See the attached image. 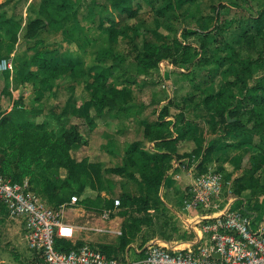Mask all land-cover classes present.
<instances>
[{
  "label": "rangeland",
  "instance_id": "obj_1",
  "mask_svg": "<svg viewBox=\"0 0 264 264\" xmlns=\"http://www.w3.org/2000/svg\"><path fill=\"white\" fill-rule=\"evenodd\" d=\"M76 1L77 3L90 2V0ZM262 1L248 2V0H244L243 3L237 5L229 0H197L194 4L188 3L186 0H131L129 4L130 8L136 12L135 17H126V14H117L118 12H113L114 14H110L108 11L99 13V6L91 8L79 6L76 10L75 20L68 18L65 23L50 24L33 38L24 40L21 30L29 20L39 17L38 11L41 0H0V3L5 2L0 7V13H4L6 18L11 17V19L21 23V29L17 32L15 41H11L10 35L0 29V59H5L10 66V69L0 73V115H11L17 122H43L46 124L47 120H51L46 124V128L51 132L55 131V135H60L61 131L56 130L54 128L55 123H53H59V120L54 117L59 114L65 117L67 114L71 125L76 129L78 127L82 134V141L80 142L82 144L73 147L76 152L79 147L82 149L77 153L73 149L71 150V155L74 158L77 157L76 159L82 157L81 154L75 155L81 153L85 145L89 143V138L87 140L84 136L87 132L94 133L96 131V136L92 134L91 138L92 145L95 143V149L98 148L97 143L100 139L97 133H105V137H102L103 144L106 143V140H110L109 135H114L112 130L115 124L117 126L118 121L113 123V121L111 122L112 119H109L110 123L107 128L102 122H99L101 125L97 128H95L96 125L88 127V120L85 118L94 115V109L91 106L94 101H91V96L85 89V85L95 78V74L88 73L87 68L97 63L99 57L95 56L97 49H107L106 47L109 45L107 29L110 26L108 19H114L118 29L117 39L107 53L115 59H118L117 56H122L125 61L123 66L112 65V60L107 58L102 64L111 69L113 78L110 77V80L121 83L118 87L123 89L128 87V90L133 93L137 102H135L136 110L138 112L143 110L137 117L150 113L149 119L153 121L156 119V114L169 107L168 105H172L170 108L175 109L173 114L168 115L166 123L169 129L175 128V131L171 130V133L177 137L178 134L185 133L183 132L185 129L183 124L186 121L185 113L188 111L194 113L189 118L193 127L199 130L198 123L203 124V134L196 133L200 134L198 137L201 138L199 144L201 150L210 146L213 141L218 139L219 135L224 133L220 124L213 126L218 117L215 111H207L209 106L218 110H225L226 117L229 111H234L233 118L237 119L238 123L244 124L250 132H253L247 143H243L239 147L224 148L225 153L219 152L212 156L210 167L213 170L220 168L222 171L219 172L222 175L225 174L221 197L224 202L226 200L232 201V206L239 207V209L244 207L245 214L255 224L257 218H260L264 213V131L254 134V132L264 129V126H257V123L264 121V89L256 90L253 87L259 82L263 74L264 45L256 48L251 45L246 48L242 47L241 44L247 34L254 33L250 29V24L253 25L252 19L264 10V4L259 3ZM159 11L162 13L159 14ZM155 15L159 16L158 26L153 24ZM163 24L167 25L168 28ZM125 26L129 27L125 29ZM136 26L139 30L136 39H133L131 28ZM151 29L156 33H153ZM243 29L247 32H242ZM204 35H206L208 43L205 50L199 55V37ZM149 38L157 45L167 43L173 56L160 62L159 68L152 71L148 78L143 76L133 78L134 76L127 74L126 67L134 56L135 49H140L143 40ZM93 39L96 42H93ZM85 41H88V46H86ZM95 43H97L96 46ZM185 44L191 46L190 53L194 66L178 64L173 61L184 53ZM34 45H36V51L53 53L57 65L62 64L65 60H70L74 70V77L69 76L68 73L63 74L58 80L51 81L44 86L45 93L39 100H37V92L35 93L32 88L37 80L23 81L21 74L22 68H27L34 74L40 68L41 60L37 59L34 64L30 63L35 51L29 49H33ZM194 50H197L198 53L193 55ZM229 51H235L241 58L250 57L259 62L262 61V64L254 67L250 74L244 75L243 82L231 85L229 81H233L234 77L227 75L223 78V71L230 66L229 62L221 63L218 60L215 62L216 59L225 57ZM194 72L198 73L196 77L193 76ZM129 81L132 82L129 83ZM222 83L228 84L224 93L217 99L214 93L220 90ZM37 84L35 88L41 90V83L38 82ZM246 95H256V98L253 102H247L245 101ZM206 97L209 99L207 103L204 102ZM67 106H69L68 110H66ZM38 110L40 112L36 114L35 112ZM49 117L50 119H48ZM178 118L182 119L181 122L171 121ZM129 120L130 124H133L131 119ZM72 126L71 128L74 129ZM206 126L208 133L211 132V136L205 135ZM236 128L240 130V126H237L228 133L226 132L227 135L238 139ZM243 135H246V139L249 138V133ZM118 137L123 138V135L118 136L117 134L113 136L111 141L119 139ZM240 138H244V136H240ZM194 141L199 143L197 139ZM182 144H184L183 138L178 145ZM222 145H219L221 149H223ZM7 147H10L9 142L0 141V158L3 157ZM101 158L104 159H96L91 156L90 160L92 164L98 165L99 171L105 175L104 170L110 168L111 164L105 156H101ZM200 162L201 157H197L195 164L192 165L193 176L199 172L197 168H199ZM217 162L222 165H216ZM225 162H227V166ZM60 174L64 177L65 171L62 170ZM105 177L108 179L102 178L96 184L97 190L87 189L82 197L78 198L77 204L74 206L79 208L80 199L88 197L89 206L97 208L96 211L101 210L103 206H101L97 195L100 192L113 191L110 181L111 175ZM112 179L117 189L119 181H116L115 177ZM176 188L177 190H172L171 193V189H165L164 194L159 192L157 198L164 195V197L172 196L182 200L186 191L184 190L185 186ZM119 197L120 195H115L114 191V197L111 201L119 200ZM154 201L151 202L150 208L154 207L155 210H158L160 207ZM104 207L108 208L107 205ZM118 207L120 208V205ZM24 243L22 223L8 219L0 211V264H27L32 252ZM10 248L19 255L18 260L14 259V255L9 251ZM117 257L123 258L124 256Z\"/></svg>",
  "mask_w": 264,
  "mask_h": 264
},
{
  "label": "trees",
  "instance_id": "obj_2",
  "mask_svg": "<svg viewBox=\"0 0 264 264\" xmlns=\"http://www.w3.org/2000/svg\"><path fill=\"white\" fill-rule=\"evenodd\" d=\"M87 1V0H86ZM188 3L194 4L197 0H186ZM237 5L243 3L244 0H229ZM254 0H248L252 2ZM264 1V0H263ZM259 2L264 4V2ZM131 0H90L86 3H77L76 0H41L39 6V17L33 20H29L22 28V39H30L39 33V31L46 29L50 24L53 23H65L67 19H76V10L79 6H84L91 8L94 6H99V13L108 11L110 14L113 12H118L117 14H126V17H135L136 12L130 8ZM5 2L0 3L2 7ZM264 6V5H263ZM162 12L159 11V14ZM159 16L155 15L153 24H159ZM110 21V26L108 27V46L106 50L101 48L97 49L96 57L97 63L90 65L87 68L88 73L95 74V78L92 81H88L85 85V89L89 92L91 96V101H94L91 105L94 109V115L85 118L88 120V127H92L96 119H103L106 115L111 113L131 115L135 104V98L133 93L122 87H118V82L110 80L113 78V73L111 69L103 65L102 62L106 61L107 58L112 60L113 64H118L123 66L125 59L120 56L115 59L111 57L107 52L111 49V45L116 42L117 39V27L116 21L114 19H108ZM4 23V24H3ZM253 25L250 24V29L254 32L253 34H247L241 46L246 47L253 45V48L257 46L264 45V10H262L257 17L252 19ZM19 21H15L10 18H6L4 13H0V29L10 35V40H16V34L21 29ZM166 28L167 25L163 24ZM129 26H125V29ZM133 30V39H136L138 34V27L131 28ZM152 30V29H151ZM149 31V30H148ZM245 30L243 29L242 32ZM153 33H156L152 30ZM245 31L244 33H246ZM78 35V34H76ZM79 38V37H78ZM77 39V38H76ZM261 39V40H259ZM79 41V39H77ZM152 40V39H151ZM149 39H144L140 49L136 50L131 61L128 62L129 65L126 67V72L133 78L141 77L148 78L152 71H156L159 67V63L173 56L171 49L167 43H161L159 45L155 44ZM96 42L95 39L92 40ZM199 53L194 50V54L201 55L205 50L208 39L206 35L199 37ZM86 46L89 45L88 41ZM97 43H95V46ZM36 45L33 46L35 51L34 55L30 59V63L34 64L36 60H41L40 68L37 73H32L27 70V68H22L21 74L23 75V81H28V79L37 80L36 84L32 86L34 92L37 94V100L43 97L44 86L48 85L51 81H56L63 74H69V76L74 77L73 63L70 60H65L62 64L57 65L55 62V55L50 51H36ZM136 48V47H134ZM184 53L180 55L177 59H174L175 63L184 65H193L194 61L190 53L191 46L184 45ZM175 55V53H174ZM2 59V58H1ZM223 63L228 61L230 66L223 71V78L227 75L234 77L233 81H229V84L235 85L243 82V76L250 74L252 69L260 64L262 61L251 59L250 57L241 58L235 51H229L225 57L218 58L215 62ZM200 62V61H196ZM262 64V63H261ZM198 73L194 72L193 76L196 77ZM76 76V75H75ZM117 80V77H115ZM40 82V89L35 88L37 83ZM132 81H129L131 83ZM228 84V83H227ZM222 83L220 85V90L217 91L216 97H219L224 93L226 85ZM259 90L264 89V69L263 74L254 85L253 89ZM39 90V91H36ZM215 96V95H214ZM256 95L248 96L246 95L245 101L253 102ZM208 97L205 98L204 102L207 103ZM207 106V105H206ZM87 108V106H86ZM69 106L66 107V110ZM207 111H215L218 120L213 126L220 124L224 131L223 135H219L218 139L212 142V144L201 150V147L195 149L192 154L187 155L186 158L189 162L192 160V156L195 158L201 157V162L199 165L198 174L204 173L211 166L212 154L220 144H223V148L227 147H239L243 143H247L251 139L253 132H250L244 124L238 123L237 119H234V111H229L228 116L225 115V110H218L215 107H207ZM22 110V109H20ZM39 110L35 113L38 114ZM211 113V112H210ZM75 114L77 112L75 111ZM67 115V114H66ZM62 117V114L54 117L59 120V123H55L54 128L61 131L60 135H55V131H50L46 128L45 123H32L27 121L17 122L11 115H0V141L9 142L10 147L4 150L3 157L0 158V175L11 179L13 183H23L24 180L27 181L30 191L34 192L40 196L45 202L53 207H57L63 203L70 201L72 196L77 198L82 197L87 189L97 190L96 184L101 181L102 178H106L108 175L121 174L125 172L124 168H107L104 173H101L98 169V165L88 162L87 159L81 161L75 160L71 155V149L82 141V134L80 130L73 127L69 122V117ZM45 117L47 115H44ZM168 117L167 107L162 109L158 114L154 122L148 123L147 121L143 123L145 136L152 141H157L155 146H160L161 144L167 150L174 151L177 144L183 138L182 135H178L177 139H171L172 133L169 129L166 121L164 120ZM50 119V117L48 118ZM68 120V121H67ZM213 124V122H211ZM71 126L74 128L72 129ZM240 126V130L237 129V135L239 138L234 139L227 135L228 131L233 130L235 127ZM257 126H264V121L257 123ZM229 128V129H228ZM72 129V130H70ZM263 130L254 132V134L262 133ZM227 132V133H226ZM244 133H249V138L246 139ZM182 136V137H181ZM244 136V138H240ZM247 140V141H246ZM84 143V142H83ZM160 144V145H159ZM141 145V143H140ZM139 144L133 143L129 148L131 156L128 160L131 166H135L136 169L141 170V178L146 186L145 194L139 197L132 196L127 193H123L119 197L121 214L125 216V223L123 225V235L122 244L128 243L132 239H127V236L131 238L135 235L140 227L143 226L146 219L147 211L150 209L151 202H153L159 193V187L162 181L160 175L156 173L147 172L145 174V168L147 169L148 162L142 157L145 154L142 150H139ZM133 152V153H132ZM138 152V153H136ZM61 170L65 171L64 177L61 176ZM197 170V171H198ZM217 171H222L220 168ZM225 177V174L223 175ZM108 179V178H106ZM111 181V180H110ZM102 183V182H101ZM112 183V182H111ZM185 193L183 195V199ZM84 197L79 201V204L87 205L89 199ZM100 202V194L97 195ZM183 199L181 201H183ZM158 198L154 201L157 204ZM106 204H112V201H106ZM239 209V207H234ZM0 211L7 214L6 208L0 204ZM245 212V208H242ZM56 248L60 251H70L72 248L80 245L81 242L71 244L70 242L61 241L56 239ZM100 249V248H99ZM108 258H118L116 255H110L106 250L100 249ZM10 253L14 255V259L18 260L19 256L15 251L10 248ZM142 256V253L139 257ZM137 257V258H139ZM136 258V259H137Z\"/></svg>",
  "mask_w": 264,
  "mask_h": 264
},
{
  "label": "crops",
  "instance_id": "obj_3",
  "mask_svg": "<svg viewBox=\"0 0 264 264\" xmlns=\"http://www.w3.org/2000/svg\"><path fill=\"white\" fill-rule=\"evenodd\" d=\"M136 103L134 104L133 110L131 112V114H133L132 118H130L131 115L128 116L113 112L110 115H106L103 119H96L94 122V125H96L95 128L101 125L99 122H102L103 125H105V128H107L110 123L109 119H112L111 122L113 121V123L118 121L117 126L115 124V127H113L112 130L114 135H109L110 140H106V143L103 144L102 137H105V133H97V136H99L100 139L99 143H97L98 148L95 149V143L92 145L93 141L91 138L92 134H94L93 136H96V131L94 133L87 132V134L84 136L87 140L89 138V143H87L85 147L83 146L84 150H82L81 153L75 155L78 156L81 154L82 157H78L79 159H76L77 157L74 158L72 156L77 161L88 159L90 162L91 156L96 159H104L101 158V156H105V158L108 159V162L111 164L110 168L125 167V172L121 174H115L110 177L113 191L100 192V204L103 207H101V210L96 211L97 208H93L89 206V204L82 205L78 203L80 205L79 208L71 206L65 209L63 219L65 223H68L74 227V239L72 241L67 240L71 244H75V242H87L93 247L106 250L112 256H124L123 258L128 259H136L149 244L154 242L160 244L161 246L167 247L172 251L177 249H188L201 238L199 221L205 214L204 211L201 210L186 211L182 207L181 200L175 199L172 196L164 197L163 195L157 200V206L160 208L158 210H155L154 207L150 208L147 211L145 223L142 227H140V230L137 231L132 238L131 236H127V239L132 240H130L125 245L122 244V227L125 223V216L121 214V208L118 206L115 207V199L112 201L113 203L109 205L106 204V201H111L112 197H114V191L115 195L127 193L136 197L144 195L145 191H147L144 181L140 176L141 170L136 169L135 166H131L128 160L129 156H131L128 146L133 143L139 144V150L141 149L145 154V156L142 158L148 162L147 169L145 168V174L151 172L153 174L156 173L160 175L162 181L159 187V192L164 194L165 189H171V193L172 190H177L176 187L185 186L184 190H187V187L192 183L194 177L192 174L193 162H189L186 159V156L188 153L199 148L201 138L198 137L200 134L196 133L203 134V124L201 122L198 123L199 130L194 128L193 124L189 122V118L194 113L188 111L185 113L186 121L183 124L185 126L183 131L185 133H182L184 144H177L174 151L167 150L162 144H159V147L155 146L157 141L149 140L145 136L144 127L142 126L146 121L148 123H152L155 120L152 121L149 119L150 113L148 115L145 114V116L137 117L143 110L138 112V110H136ZM168 106L169 107H167V110L168 115L170 116L173 114L175 108H170L172 105ZM129 119H131L133 124H130ZM166 119L167 117L165 118V121H167ZM174 120L176 122H181L182 119H172L171 121ZM211 121L212 120H210V122ZM205 124L207 125V123ZM206 129L205 135L211 136V132L208 133L207 126ZM170 130L175 131V128ZM117 134L118 136L123 135V138L118 137L119 139H113L111 141L113 136H116ZM175 138L177 139L175 135L171 136V139ZM196 139L199 140V143L194 141ZM108 145H110V147H108ZM148 146H150V148H148ZM81 149L82 148L79 147L77 152H79ZM73 150L76 152L75 149ZM225 151L226 150H224V148L221 149V147L218 146L215 148L212 156H215L216 153L219 152L225 153ZM186 160L187 162L185 163ZM225 163L227 166V162ZM216 165L221 166L222 164L217 162ZM112 177H115V180L119 181L117 189ZM104 205H107L108 208H105ZM71 210H74L75 213ZM101 212L103 213L101 214ZM106 212H108L109 219L104 221L102 219V215ZM22 232L25 240L24 245L27 246L23 225ZM59 240L66 241L64 238H60Z\"/></svg>",
  "mask_w": 264,
  "mask_h": 264
},
{
  "label": "built area",
  "instance_id": "obj_4",
  "mask_svg": "<svg viewBox=\"0 0 264 264\" xmlns=\"http://www.w3.org/2000/svg\"><path fill=\"white\" fill-rule=\"evenodd\" d=\"M7 69H10L7 61L0 59V73ZM195 161L192 156L191 162ZM223 182V175L209 167L204 173L197 172L185 191L183 209L205 213L199 221L198 242L188 249L174 251L154 242L137 259L108 258L87 242L67 252L56 248V239H74V227L63 219L65 209L77 204L76 196L53 207L30 191L26 180L13 183L0 175V204L6 208L10 220L23 225L32 252L27 264H264V213L253 224L242 209L221 198ZM119 204V200L114 201L115 207ZM102 219H109L108 212Z\"/></svg>",
  "mask_w": 264,
  "mask_h": 264
}]
</instances>
